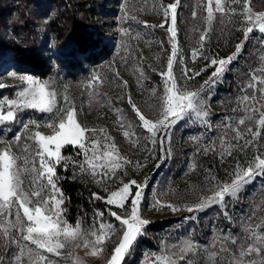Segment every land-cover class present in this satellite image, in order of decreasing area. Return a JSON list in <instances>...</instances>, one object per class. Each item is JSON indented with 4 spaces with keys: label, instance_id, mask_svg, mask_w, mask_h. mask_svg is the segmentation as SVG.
Returning <instances> with one entry per match:
<instances>
[{
    "label": "snow or ice",
    "instance_id": "1",
    "mask_svg": "<svg viewBox=\"0 0 264 264\" xmlns=\"http://www.w3.org/2000/svg\"><path fill=\"white\" fill-rule=\"evenodd\" d=\"M180 8L181 0H140L136 11H150L161 17L154 24L137 19L131 9H125L126 23L160 29L166 36L158 40L161 52L155 57L164 63L159 70L151 69L161 81L149 93L154 103L148 107L154 116L147 115L134 102L128 81L118 69H113L111 82L107 76L94 73L81 87L89 107L107 106L115 113V126L121 134L133 147L142 148L150 156L155 157L157 146L161 159L164 153H171V131L177 124L191 123L203 129L189 137L195 147L194 157L213 154L223 168V176L207 168L194 202L173 203L155 198L151 205L155 210L200 213L215 207L231 223L229 203H239L242 196L246 198L255 189L257 180L262 182L259 202L254 201L252 211L240 217L235 234L220 230L203 245L191 237L175 243L162 242L157 253L146 257L145 264H264V11H254L252 0H197L190 15L200 23L191 28L194 46L186 58L179 41ZM217 20L230 26L229 32L239 33L234 51L226 56L209 55L205 48ZM121 34L125 38L121 62L128 65L131 61L142 86L147 79L143 70L145 58L142 54L137 58L140 49L132 42L150 45L152 40L145 37L151 32L142 34L129 25L121 29ZM253 39L258 41L259 63L248 70L246 81L240 85L233 114L214 124L205 92L210 93L230 66L242 58ZM186 59L205 63L194 70L187 66ZM176 66L181 68L179 77L174 71ZM209 69L210 74L199 87L189 85ZM10 75L18 85L11 86L17 89L11 98L0 96V126L19 123L20 128L12 132L10 139L0 138V247L7 250L0 252V264H90L85 257L100 259L103 264H125V257L151 223L141 212L147 178L142 182L120 179L115 188H109L117 171L127 175L126 166L139 169L144 165L122 155L105 127L81 123L76 102L67 89L61 97L46 80L16 72ZM105 86L121 89V99L130 105L134 123L127 120L123 109L113 106L111 97L100 91ZM7 87L10 86L0 82V89ZM29 110L47 114L48 119L43 123L31 118L20 120L21 114ZM42 127L50 131L46 134L40 130ZM66 146L76 149L73 156L63 154ZM58 168H71L73 179L91 177L104 193H91V200L100 201L105 207L93 210L87 227L82 221L72 224L66 218L65 203L70 197L60 187L64 178ZM196 168L194 158L190 169ZM106 214L113 219H105ZM80 248L88 249L85 256L77 254Z\"/></svg>",
    "mask_w": 264,
    "mask_h": 264
},
{
    "label": "rangeland",
    "instance_id": "2",
    "mask_svg": "<svg viewBox=\"0 0 264 264\" xmlns=\"http://www.w3.org/2000/svg\"><path fill=\"white\" fill-rule=\"evenodd\" d=\"M75 3L76 13L82 20L85 19L84 8L88 9L92 6V2L102 5L99 15L96 19L97 30L105 38L108 45L111 46L112 55L109 60L96 66L89 68L84 75L78 78L72 76L73 72L64 68H59L55 59L58 47L55 44V35L50 27L52 19L51 12L37 10L34 16V24L36 25L37 37L39 45L44 50L47 59L52 66V73L46 80L56 88L58 94L62 97L67 89V94L76 102L79 110L78 119L81 123L87 124L89 127H105L108 133L115 139L117 147L120 149L122 155L128 156L131 160L139 161L143 167L137 169L132 166H126L127 175L123 171H117L116 180L110 183L109 190H112L118 185L120 179L125 182L129 179H136L137 181H144L147 178V187L144 190V199L141 203V212L144 218L149 219L151 223L146 227L145 234L137 240L132 251L128 254L125 264H145L146 257L151 253H157L162 242L175 243L178 239L191 237L194 241L201 245L211 241L214 234L220 230L231 231L236 233L240 217L252 211V204L254 201L259 202L262 182L256 181V187L245 198L241 197L239 203H229V215L233 217L231 223L224 219L221 215V210L213 207L214 213L210 217L202 216V213H188L186 211L173 213L167 209L163 211L155 210L151 205L155 198H160L165 201L173 203H192L196 200V191L203 185L204 170L212 168L223 176V168L220 166L219 160L211 153L208 155H195V147L193 142L189 139L190 136L196 135L203 131L199 125L191 123H179L171 131V153H164V159H161V153L157 146L155 157L150 156L148 152L142 148L133 147L115 126L116 115L107 106L103 107H89L87 97L84 95L81 84L91 78L94 73H100L109 78L111 82L113 76V69H118L121 77L128 81V91L131 92L134 102L149 116H154L149 110L148 105L154 103L150 99L149 93L151 90L161 83L159 77L151 69L159 70L164 63L163 59L157 62L155 57L157 53L161 52L158 40L166 39L165 33L160 29L150 30L143 29L141 25L125 22V9H131L132 14L139 20H146L149 23H158L160 16L153 14L150 11H136L140 7V0H72ZM170 0H164V3H169ZM79 3L81 4L79 6ZM197 0H181V8L178 12V28L180 47L187 58L191 48L194 46V38L191 33V28L194 24H199L200 21H193L191 19V11ZM82 6V7H81ZM252 7L254 11H264V0H252ZM83 25H87L83 22ZM89 25V24H88ZM140 31L142 34L151 32V36H146L145 39L152 40V43L146 44L143 41L132 43L140 49L137 53V58L142 54L144 59L143 70L147 77L141 86L138 83L137 75L135 74L132 63L129 61L128 65L121 62V55L124 54L125 38L121 34V29L129 27ZM227 25H221L218 20L214 24V31L211 39L205 43V48L208 54H219L226 56L234 51V45L238 42L237 37L239 33L234 31L229 32ZM223 30V31H222ZM11 31L9 29H2V34H7ZM255 36L258 38L260 34L257 32ZM66 43V40L64 41ZM63 42V45H64ZM62 45V43H58ZM258 41L253 39L247 46L242 58L230 66V70L225 73L223 78L216 84L211 92H205V97L210 106L212 116L211 120L214 124L227 115H232V109L236 107V97L240 94V85H242L247 77L237 84V68L248 65V70L258 65V57L261 54L257 51ZM165 48L167 45L165 44ZM249 59V60H248ZM187 66L194 70H199L205 63L202 60H197L193 63L186 59ZM151 65V67H149ZM174 71L177 77L180 76L181 68L176 66ZM12 72L17 74H29L16 70L9 69L4 75L0 76V82L9 85L5 89H0V96L12 97L15 90L13 85H18V81L13 79L10 75ZM209 72L203 73L202 76L196 77L189 82L192 87H199L205 79H207ZM31 75V74H30ZM234 82V83H233ZM100 91L111 97L112 104L115 107L123 109L126 118L130 122H135V116L131 112L130 105L127 104L126 99H121L124 93L119 87L105 86ZM35 119L43 123V120L48 119L47 114H41L36 111L29 110L19 117L20 120L27 121L28 119ZM3 136L0 138L10 139L12 132L20 128V124L3 125ZM41 131L46 134L50 131L42 127ZM139 129L137 132L139 133ZM23 132V129H21ZM25 142V141H22ZM30 142V141H27ZM207 143V140H205ZM195 158L197 168L195 171L190 169V164ZM172 170V171H170ZM170 171V173H169ZM87 177V176H86ZM89 181L101 194H104L91 180ZM211 209V208H210ZM209 210V209H208ZM186 217H193L186 219ZM212 218V220H209ZM105 219L112 220L108 216ZM114 222V221H113ZM84 227H87L83 225ZM228 227V228H227ZM223 234V233H221ZM7 251L0 247V252ZM77 254L85 256L88 249H77ZM90 264H103V261L94 257H85Z\"/></svg>",
    "mask_w": 264,
    "mask_h": 264
},
{
    "label": "trees",
    "instance_id": "3",
    "mask_svg": "<svg viewBox=\"0 0 264 264\" xmlns=\"http://www.w3.org/2000/svg\"><path fill=\"white\" fill-rule=\"evenodd\" d=\"M101 7L92 2L88 9L84 8L85 19L82 20L78 17L80 10L72 0H0V76L13 68L43 79L52 73L50 61L40 48L37 37L33 19L37 10L54 13L50 27L58 47L55 59L59 68L73 72L72 76L78 78L86 73L87 67H96L109 60L112 55L111 46L96 26ZM83 22L87 25H83ZM2 29H9L11 34H2ZM248 68L247 64L237 68V84L247 77ZM75 151L73 147L66 146L63 154L73 156ZM57 171L64 178L60 187L65 196L70 197L65 203L66 218L72 224L82 221L83 225L88 226L93 210L105 207L102 202L91 200V193L99 191L86 176L73 179L71 168L68 171L58 168ZM213 213L211 208L202 216L210 217Z\"/></svg>",
    "mask_w": 264,
    "mask_h": 264
}]
</instances>
